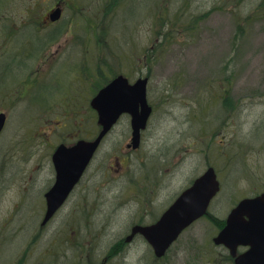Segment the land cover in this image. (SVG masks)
Wrapping results in <instances>:
<instances>
[{
    "label": "rangeland",
    "instance_id": "374dc122",
    "mask_svg": "<svg viewBox=\"0 0 264 264\" xmlns=\"http://www.w3.org/2000/svg\"><path fill=\"white\" fill-rule=\"evenodd\" d=\"M58 5L62 21L47 30ZM165 33L173 40L160 45ZM120 74L149 78L153 114L140 149H126L123 117L41 228L55 148L97 135L91 100ZM1 112L0 264H82L88 248L99 264L214 167L222 189L211 216L162 260L141 240L130 251L131 264H210L232 208L264 191V0H0Z\"/></svg>",
    "mask_w": 264,
    "mask_h": 264
},
{
    "label": "water",
    "instance_id": "95a60500",
    "mask_svg": "<svg viewBox=\"0 0 264 264\" xmlns=\"http://www.w3.org/2000/svg\"><path fill=\"white\" fill-rule=\"evenodd\" d=\"M60 16L61 10L58 9L52 14L51 19L56 21ZM148 84V78H140L132 84L127 77L119 75L93 98L91 107L98 114L101 130L93 140H80L70 147L62 144L56 149L53 154L56 184L46 194L47 211L43 226L65 203L83 177L102 141L124 114L132 117L133 137L129 147L139 148L142 131L146 129L153 111L148 104ZM6 119V114L0 113V135L4 130ZM219 190L217 174L213 168H210L181 194L156 224L135 226L127 240L131 241L136 234H142L154 249L155 255L162 258L186 228L207 214L209 205ZM263 208L264 193L256 199L241 201L230 214L226 227L215 239L216 244L228 245L229 239L243 243L244 239L252 238L253 232L248 231L249 228L244 225L243 218L248 215L252 221L257 219L263 221ZM244 263L243 258L237 262V264Z\"/></svg>",
    "mask_w": 264,
    "mask_h": 264
},
{
    "label": "flooded vegetation",
    "instance_id": "af4514ba",
    "mask_svg": "<svg viewBox=\"0 0 264 264\" xmlns=\"http://www.w3.org/2000/svg\"><path fill=\"white\" fill-rule=\"evenodd\" d=\"M57 7H59V5L56 6L55 9H57ZM55 9H52L46 15V26L44 28H46L47 30L48 29H51V27L52 28L56 27V25L60 24L61 21H62V20H59L57 22H52L51 21V15H52V13L54 12ZM63 14H64V11H63ZM63 14H62V17H63ZM37 23L40 24L39 22H37ZM124 116L125 117L127 116V117L130 118V116H128V115H124ZM130 124H131V118H130ZM148 125H149V123H148ZM131 137H132V128H131ZM129 145H130V143H128L127 146H126V149L128 151L137 152L140 149L139 148V149L134 150V149L130 148ZM57 147L55 148V150L57 149ZM118 167L120 168V164H118ZM54 171H55V169H54ZM87 171H88V169H87ZM87 171L83 175L81 181H79V183L71 191L69 197L67 198V200L65 201V203L61 206V208L59 209L58 212H60L63 209V207L67 204V202L71 198L72 194L75 192V190L82 183V181H83V179H84ZM117 171H119V170H117ZM145 178H146L145 180H147V178H148V175L147 174H146ZM52 184L53 185L45 193V195L56 184V172H55L54 182ZM133 186H134V190H136V192H146L147 193V189H145L146 186H144V183H143V186H139L135 182V184ZM147 187L149 189V181H147ZM255 197H257V196H251L250 198L255 199ZM45 202H46V198H45ZM238 203L236 204V206L238 205ZM45 204H46V207H47V202ZM147 204H149V201L148 200H147L146 205ZM171 205L172 204H170L165 210H163V212L160 215V217L169 209V207ZM234 208H232V210ZM146 211H147V208H146ZM231 211H230V213H231ZM57 213L55 214V216L57 215ZM262 215L264 216V208H263V211H262ZM54 217L51 219V221L54 219ZM160 217L158 219H160ZM158 219L155 222H157ZM226 220H227V218L224 221V226L223 227H225V225H226ZM51 221H49V223ZM155 222H153V223H155ZM243 222H244V225H246L247 228H249L248 231L251 230L253 232V237L252 238L251 237H248V238L244 239L243 240L244 242L242 244L236 243V241L234 239L233 240L232 239L229 240V245H216L215 243H212V249L213 250H212V254H211L210 264H237V260H239L242 257H243V259L245 261V264H264V219H263V221H261L259 219L255 220V221H252L251 218L248 215H245L244 218H243ZM48 224H46L44 226L41 224V228H44ZM149 225L150 224H144L143 222H140L139 224H135L131 228L130 234H128L124 239L117 240L114 244H112L108 248V250L106 251V253L103 252L106 255H104V258L101 260V262L99 264H113L116 261L118 263H120V264H131L132 262H131L130 259H131L132 256L130 255V251L132 250L131 249L132 248V245L134 244V242L136 240L137 241L138 240H141L142 242H146V239L141 234L135 235L131 239V241H128L127 239L132 234V230H133V228L135 226H149ZM223 227L218 230V232L216 233V236L223 229ZM259 227H261V229H259ZM147 246L149 248V245L148 244H147ZM88 249L89 250H84V253L86 254V258L85 257L83 258V259H85V261H87V263H88V260L90 259L89 253L91 252L90 251V248H88ZM82 251L83 250H81L80 253ZM85 261L84 262L82 261L83 262L82 264H84ZM90 263L91 264H97V261L96 260L95 261H90ZM77 264H80V262L78 261Z\"/></svg>",
    "mask_w": 264,
    "mask_h": 264
},
{
    "label": "trees",
    "instance_id": "16d2710c",
    "mask_svg": "<svg viewBox=\"0 0 264 264\" xmlns=\"http://www.w3.org/2000/svg\"><path fill=\"white\" fill-rule=\"evenodd\" d=\"M164 35H165V38L163 39V42L160 43V45H162L165 41H170L171 42V40H173V39L170 38V36L168 35V33H165Z\"/></svg>",
    "mask_w": 264,
    "mask_h": 264
}]
</instances>
